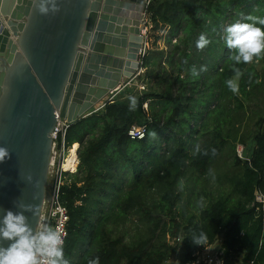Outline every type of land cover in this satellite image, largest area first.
Returning <instances> with one entry per match:
<instances>
[{"label":"trees","instance_id":"obj_1","mask_svg":"<svg viewBox=\"0 0 264 264\" xmlns=\"http://www.w3.org/2000/svg\"><path fill=\"white\" fill-rule=\"evenodd\" d=\"M147 14L165 48L146 49L144 89L109 94L67 130L79 165L65 173V258L167 264L178 252L187 264L220 237L222 264H264V56L234 65L223 39L228 25L264 17V0H152ZM201 34L211 41L202 50ZM193 66L207 70L193 77ZM134 125L146 126L142 139L128 135Z\"/></svg>","mask_w":264,"mask_h":264},{"label":"water","instance_id":"obj_2","mask_svg":"<svg viewBox=\"0 0 264 264\" xmlns=\"http://www.w3.org/2000/svg\"><path fill=\"white\" fill-rule=\"evenodd\" d=\"M143 3L57 0L42 15L33 0H0V147L10 152L0 163V215L32 206L25 215L38 229L57 114L72 124L141 73Z\"/></svg>","mask_w":264,"mask_h":264},{"label":"clouds","instance_id":"obj_3","mask_svg":"<svg viewBox=\"0 0 264 264\" xmlns=\"http://www.w3.org/2000/svg\"><path fill=\"white\" fill-rule=\"evenodd\" d=\"M33 3L42 15L57 11V0H33ZM248 22H237L224 29V43L229 50H234L230 59L234 65L249 64L264 56V17H246ZM259 25V26H258ZM211 41L205 34H201L196 41L197 49H204ZM206 66L197 69L191 68V76L198 77L206 71ZM238 77L240 72L235 69ZM232 93L238 92V84L233 79L225 81ZM128 108L134 111L137 99L128 98ZM155 133H150L154 137ZM200 152L199 146L194 150ZM215 152V149H212ZM207 155V152L204 153ZM10 158V152L5 147H0V163ZM19 210H4L0 215V242L7 241V246L0 244V264H68L64 252V239L58 230L45 226L42 230H35L30 225L29 212L35 215L34 208L29 205H18ZM191 241L195 245H204V233H193ZM88 264H99V257L91 259Z\"/></svg>","mask_w":264,"mask_h":264},{"label":"built area","instance_id":"obj_4","mask_svg":"<svg viewBox=\"0 0 264 264\" xmlns=\"http://www.w3.org/2000/svg\"><path fill=\"white\" fill-rule=\"evenodd\" d=\"M151 2L152 0H144L143 3L144 16H143L142 24L145 25L146 27V29L144 30L145 37H147L148 30L152 28V24L149 21L147 14V7ZM145 43L147 44V42ZM130 82L128 81L126 85L130 84ZM70 124L71 123L67 121V119L61 118L57 114V123L54 126V129L51 133L53 146H52L51 163L48 173V182H47L48 187L46 189V196L43 204L40 222L37 229V230H42L45 226H48L53 228L54 230H58L64 239V243L68 235L67 226L70 218L68 208L62 200L63 187L67 182H69V179L67 178L65 173H75L79 162L76 153V161H75L74 169L73 168L65 169L64 167V162L66 158L70 155V151L72 150V147L75 144L73 143L71 146H67L66 143V133ZM145 134H146L145 125H134L128 131V135L132 139H142L145 136ZM257 200L259 202L264 203V197L262 195H257ZM207 246H212V245H207ZM207 246H205L204 248H206ZM203 254L204 252L203 250H201V252L196 254L197 255L196 259L187 264H222L223 263L222 252L220 251V248H218V253L215 255H210V254L203 255ZM252 263L253 262L251 261L248 262L247 264H252Z\"/></svg>","mask_w":264,"mask_h":264},{"label":"rangeland","instance_id":"obj_5","mask_svg":"<svg viewBox=\"0 0 264 264\" xmlns=\"http://www.w3.org/2000/svg\"><path fill=\"white\" fill-rule=\"evenodd\" d=\"M163 31L162 30H157V29H150L148 30L147 32V46H146V49L147 48H165V40H164V37H163ZM146 51V50H145ZM144 68H142V71L141 72H144ZM133 81H129L130 84L126 85V83L117 91L113 94L114 95H118V94H121V93H125L124 91H127L128 88L130 87H135V90L130 92L129 95H133V93L136 91V90H143L145 85H144V82H142L139 78H138V75L134 77V79H132ZM128 82V81H127ZM124 83V82H123ZM128 87V88H127ZM147 106V104H145V107ZM78 144V143H77ZM243 146L239 145L237 147V152L238 154H242V148ZM79 160V159H78ZM78 165H79V162H78ZM77 169H78V166H77ZM76 169V171H77ZM218 185V182L217 181H211L209 186L210 188H216V186ZM48 187V186H47ZM183 197L186 199L187 198V195L184 194ZM221 241L222 239L219 237V239L217 240V242L215 244H212V246H207L206 248L203 249V252L204 254L203 255H215L218 253V248L220 247L221 245ZM182 260V255L181 253H178L176 252L172 258L169 260V262L167 264H182L181 262Z\"/></svg>","mask_w":264,"mask_h":264},{"label":"bare ground","instance_id":"obj_6","mask_svg":"<svg viewBox=\"0 0 264 264\" xmlns=\"http://www.w3.org/2000/svg\"><path fill=\"white\" fill-rule=\"evenodd\" d=\"M77 149H78V144L75 143L72 147V150L70 151V155L66 158L64 162L65 169H70V168L74 169Z\"/></svg>","mask_w":264,"mask_h":264},{"label":"crops","instance_id":"obj_7","mask_svg":"<svg viewBox=\"0 0 264 264\" xmlns=\"http://www.w3.org/2000/svg\"><path fill=\"white\" fill-rule=\"evenodd\" d=\"M145 42H147V37H145ZM146 46H147V44H146ZM137 76V75H136ZM133 81V80H132ZM125 83H127V81H125L124 83H122L123 85L125 84ZM122 85V86H123Z\"/></svg>","mask_w":264,"mask_h":264}]
</instances>
